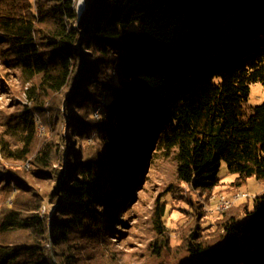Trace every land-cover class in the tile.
<instances>
[{
    "label": "trees",
    "instance_id": "trees-1",
    "mask_svg": "<svg viewBox=\"0 0 264 264\" xmlns=\"http://www.w3.org/2000/svg\"><path fill=\"white\" fill-rule=\"evenodd\" d=\"M80 1L0 0V62L32 103L7 123L21 145L1 143L17 169L0 175V264H125L114 228L148 161L170 162L179 186L202 195L223 163L235 186L264 182V103L248 106L264 85V0H85L83 13ZM166 208L136 264H264V194L180 245Z\"/></svg>",
    "mask_w": 264,
    "mask_h": 264
},
{
    "label": "rangeland",
    "instance_id": "rangeland-1",
    "mask_svg": "<svg viewBox=\"0 0 264 264\" xmlns=\"http://www.w3.org/2000/svg\"><path fill=\"white\" fill-rule=\"evenodd\" d=\"M17 75V73L8 72L0 62V175L2 176L4 172L9 170L15 172L17 168L13 167V163L5 160L1 151V143L3 141L7 142L13 149L21 145L20 137L17 134L6 132L9 118L22 112L25 108H32V103L25 94L26 88L21 85ZM262 103H264V85L254 84L251 86L248 106L255 107ZM49 105L50 103L47 106H52ZM58 108L61 109V114L66 119L74 113L76 114V110L69 106L68 99L62 101ZM68 108L72 110L68 111ZM50 118L55 120L52 114H48L47 118H37L38 138L41 141L46 139L48 130L46 131L45 121L47 119V122H50ZM56 130L58 134L64 133L65 137L69 132L68 126L65 128L61 122ZM26 169H29L28 164H26ZM140 174L142 177L140 184L132 190V195L136 198H130L128 212L124 217H122L121 212L119 213L120 218L118 216V221L122 223L117 222V226L114 228L113 241L115 243L113 249L120 251L118 257L125 264H136V261L146 259L151 246L157 240L154 223L158 202L166 203V216L163 225L168 229L172 244L180 245L182 240L187 237V232L197 224L203 228L205 236L211 235L216 231L223 213L234 209H240V211H243L244 208L251 209L255 197L264 194V182H259L255 178L250 179L242 187L235 186L234 183L237 177L229 173L226 163L222 164L219 173L220 184L212 196L192 192L185 186H179L174 174V167L167 161H162L157 170H153L148 161ZM148 177L150 180H147ZM141 183H143V186ZM176 186L180 188H172ZM140 187H143L141 195H139ZM49 189L47 185L42 188L44 191ZM240 193L247 195V197L234 202L229 210L221 211L219 209L218 199L220 197L226 196L233 201L234 197ZM1 198L2 195H0ZM50 207L49 203L46 202L43 213L52 210ZM10 240L18 243L24 241L25 237H13ZM179 249L182 250L183 245Z\"/></svg>",
    "mask_w": 264,
    "mask_h": 264
},
{
    "label": "built area",
    "instance_id": "built-area-1",
    "mask_svg": "<svg viewBox=\"0 0 264 264\" xmlns=\"http://www.w3.org/2000/svg\"><path fill=\"white\" fill-rule=\"evenodd\" d=\"M246 197H247V195L240 193L237 196H235L234 197V200L232 201L231 199H228L226 196H222V197H220L218 199L219 209L221 211L227 210V209H229V208L232 207V205L234 204V202H237L239 200H242V199H244ZM213 200H215V199H213Z\"/></svg>",
    "mask_w": 264,
    "mask_h": 264
},
{
    "label": "water",
    "instance_id": "water-1",
    "mask_svg": "<svg viewBox=\"0 0 264 264\" xmlns=\"http://www.w3.org/2000/svg\"><path fill=\"white\" fill-rule=\"evenodd\" d=\"M86 6H87L86 1L82 0V2L80 3V7L82 9V13L85 12Z\"/></svg>",
    "mask_w": 264,
    "mask_h": 264
}]
</instances>
